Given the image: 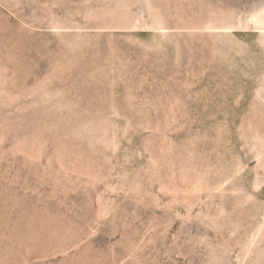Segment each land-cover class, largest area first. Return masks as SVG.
I'll return each mask as SVG.
<instances>
[{
	"label": "rangeland",
	"instance_id": "obj_1",
	"mask_svg": "<svg viewBox=\"0 0 264 264\" xmlns=\"http://www.w3.org/2000/svg\"><path fill=\"white\" fill-rule=\"evenodd\" d=\"M0 264H264V0H0Z\"/></svg>",
	"mask_w": 264,
	"mask_h": 264
}]
</instances>
